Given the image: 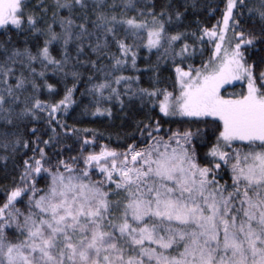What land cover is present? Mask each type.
Segmentation results:
<instances>
[{
	"label": "snow or ice",
	"instance_id": "snow-or-ice-1",
	"mask_svg": "<svg viewBox=\"0 0 264 264\" xmlns=\"http://www.w3.org/2000/svg\"><path fill=\"white\" fill-rule=\"evenodd\" d=\"M24 2L0 0V26L11 23L20 28L24 23ZM76 5L81 9L89 7L85 0H63V3L56 0L53 17L54 22L58 20L61 31H54L52 24H48V38L37 54L27 46L13 48L6 63L14 65L17 58L26 57L33 73L36 69L31 68V62L37 59H41L42 64L45 60L50 61L63 70V65L69 61L67 45L73 37V27L78 28L77 41L92 34L88 27V12L78 14L82 16L80 23L72 19V10ZM244 7V0H227L223 28L213 26L212 29L202 30V35L218 37L208 62L201 67L189 65L187 71L176 65L179 95L157 87H138L133 92L128 84L125 85L129 98L134 95L152 98L163 93L159 109L166 116L216 118L203 121L212 127L214 133L218 131L216 143L209 153L213 158H220L224 164L229 159L235 160L231 165V185L227 182L221 184L216 179L214 169H219L221 164L216 163L210 168L197 163L191 141L201 134L199 128L195 131L187 128L183 132L169 129L171 134L165 140L163 136L152 135V132L162 130L159 121L154 126L148 123L139 129L141 135L147 131L151 138L141 150L129 145L123 152L107 146L99 153L89 152L83 159L86 167L79 175L72 174L75 171L73 165L60 160L56 171L47 169L51 182L46 189H37L35 180L30 185L27 183L28 177L44 171L42 160L45 153L41 148V158L34 155L24 161L23 186L13 188L0 206V264H264V70L257 76L254 64L247 62L246 53L242 51V47L264 42V26L260 36L245 38L244 33L235 32V28L239 27V20L235 17L238 14L242 18L243 12L236 13L234 10ZM61 8L68 9L69 15L60 16ZM41 10L47 12V6H42ZM128 11L137 13L141 18L136 14L127 15ZM248 11L264 21V0H260V7L255 11L252 8ZM92 12L95 13V19L91 21L92 29L102 30L103 40L97 36L96 43L89 41V44L94 52L103 55L101 48L108 47L110 33L125 57L124 60L116 59L114 66L131 59L135 67L137 52L133 49L141 46L140 41L145 42L149 49L163 48L165 54H171L173 61L177 56L185 58L188 53L186 41L179 51L173 47L175 42L183 39L184 33H168L165 21L160 19L164 15L169 21L173 19L168 13V6H162L156 12L154 8L138 7L133 0H127L119 16L114 12L108 14L99 3L92 7ZM181 17L182 13L175 11V18ZM26 20L34 32L45 31L36 26L33 14H27ZM230 21L239 42L234 46L229 42L228 47H224ZM117 25L126 26L125 34L132 38V43L117 38ZM60 40L63 41L64 56L57 60L51 55L48 45ZM165 44L168 47H164ZM82 51L81 41L77 52ZM19 62L25 64L24 59ZM84 63L96 65V61ZM261 63H264V58ZM11 71L12 68L0 64L3 75L7 76ZM72 75L75 77L79 73L73 72ZM133 79L138 81L139 77L117 76L114 81L104 80L92 87L101 95L105 89H111V93L119 99L118 89L111 84ZM234 80H246V90L226 93L224 90ZM28 83V78L21 71L16 84L6 89L11 100L0 95V120L5 124L13 123L15 110L12 105L20 100L16 90L25 89ZM31 85L38 87L35 80L31 81ZM70 95L71 89H68L61 101L51 105V110L54 112L69 103ZM5 104L9 106L4 107ZM120 104L123 111L125 101L120 100ZM41 106L37 100L34 107ZM43 106L47 107L46 104ZM96 111L101 109L98 107ZM107 111L111 115V110ZM28 113H33V108L20 109L18 115ZM143 123V120L137 121L138 125ZM10 135L14 136V133L0 130V142L5 149L11 146L14 150L21 141L18 137L9 139ZM237 140L247 141L249 151L241 155L240 149H234L230 157L228 152L221 150V142L230 146ZM173 141L176 142L175 147L172 146ZM24 143L27 146V142ZM44 143L49 144L51 140ZM117 156L123 157L119 167ZM103 158H111V164L102 162ZM30 160L34 161V167ZM94 162L107 181H113V174L118 173L115 188L109 185L108 191H105L100 186L103 181L88 179V166ZM61 165L64 172L59 171ZM65 172L69 174L65 175ZM29 192L32 195H28ZM39 192L43 195H37ZM110 194L116 199H109ZM22 196H28L26 212L15 206L19 202L17 198ZM12 223L22 237L15 241L7 234ZM146 242L155 247L146 245Z\"/></svg>",
	"mask_w": 264,
	"mask_h": 264
},
{
	"label": "trees",
	"instance_id": "trees-1",
	"mask_svg": "<svg viewBox=\"0 0 264 264\" xmlns=\"http://www.w3.org/2000/svg\"><path fill=\"white\" fill-rule=\"evenodd\" d=\"M126 2L127 0H85V3L89 5L87 9H81L79 5L73 8L72 19L76 20L77 23L82 22V16L78 14L84 11L88 12V27L92 34L81 38L83 51L78 53L77 45L81 41L76 40L78 28L73 27V37L67 45L69 61L63 65V70H60L50 61L45 60L42 64L41 59H37L31 62V68L36 69L33 73L27 65L26 57L17 58V63L14 65L10 62L6 63V59L13 48L23 49L27 46L34 54H37L38 49L44 46V41L48 38L46 33L48 24H52L54 31H61L58 20L54 22L53 17L56 0H25L23 5L24 23L21 27L17 28L11 23L0 26V45H3L0 46V64L13 69L7 76L0 73V95H5L7 100H11V97L7 96L6 89L9 85L14 86L16 84V79L21 71L29 80L25 89L16 90L20 100L12 105L15 110L12 116L13 123L5 124L4 121L0 120V130L6 129L9 133H14V136L10 135L9 139L18 137L21 141L14 150L11 146L5 149L0 142V206L5 203L7 195L13 188L23 186L21 176L25 169L24 161L34 155L38 159L41 158V148L44 149L45 153L42 160L44 171L28 177L27 183L30 185L31 181L35 180L37 189H46L51 182L47 169L51 168L56 171L58 161L64 160L73 165L76 171H82L86 167L83 162L84 156L89 152L99 153L104 146L115 149L117 152L127 150L129 145H133L136 150H141L150 142L151 138L148 137L147 131L141 135L139 129H143L148 123H152L154 126L156 121H159L162 130L154 131L152 135L163 136L165 140L171 134L169 129L172 132L177 130L183 132L187 128H191L193 131L199 128L201 134L191 141V145L195 147L197 163L201 166L207 165L210 168L216 163L221 164L219 169H214L217 173L216 179L221 184L227 182L228 185H231V165L234 163V159H229L228 163L224 164L220 158H213L209 153L212 145L216 143L218 131L214 133L212 127L203 121L216 118L166 116L159 109V101L163 99V93L152 98L147 95L143 97L134 95L129 98L128 89L125 87L128 84L133 92L138 87L165 88L167 91L173 92L174 95H179L180 86L176 79V65H180L187 71L189 65L201 67L208 62L209 57L213 55L214 41L218 37L202 35V30L205 28L212 29L213 26L223 28V14L227 0H133V3H136L138 7H151L156 12H159L162 6H168V13L172 14L173 19L169 21L167 15L160 17L165 21L166 31L170 34L177 31L184 33L183 39L175 42L173 47L179 51L185 41L189 45L185 58L177 56L173 61L171 54H165L163 48L159 50L156 48L149 49L145 42L140 41L141 46L138 49H133L137 52L135 67L132 66L131 59H127L126 63L119 66H114L116 59L124 60L125 57L119 51L116 40L112 38L110 33L107 37L108 47L106 49L101 48L103 55L100 52H94L89 44V41L91 44H95L97 36L103 40L102 30L93 31L92 29L91 21L95 19L92 7L99 3L108 14L114 12L119 16ZM112 4H116L117 7H108ZM244 4L243 9L234 10L236 13L243 12L242 18L238 14L235 17L239 20V27L235 28V32L244 33L245 38L249 35L260 36L264 21L258 15L250 14L248 11L249 8L254 11L259 8L260 0H244ZM44 5L47 6V12L41 10ZM177 10L182 13L180 19L175 18V11ZM29 13L34 15L36 26L45 31L34 32L29 27L26 20ZM58 14L68 16L69 11L66 8H61ZM133 14L141 18L137 13L127 12L129 16ZM116 27L117 38L126 39V42L132 43V38L125 34L126 26L117 25ZM226 37L224 47H228L229 42L233 46L239 42L234 36L231 21ZM62 45V40L52 41L48 45L51 55L57 60H61L64 56ZM164 47H168V45L165 44ZM5 48H7V52ZM242 51L246 53L247 62L254 64L255 73L258 76L259 72L264 70V63H261V59L264 58V42L242 47ZM20 59H24L25 64L21 65ZM85 61H96V65L84 63ZM41 72L44 73L43 76L40 75ZM73 72L79 73V75L74 77ZM117 76L139 77V80H122L119 84L113 82L111 87L118 89L119 99L116 98L115 93H111V89H105L101 95L92 87V85L104 80L114 81ZM157 79L158 83L156 82ZM32 80H35L38 85L37 88L32 87ZM49 84L53 87L49 88ZM246 88V80H234L230 81L229 86L224 91L226 93L239 92L241 89L246 90ZM68 89H71L70 102L53 112L51 105L61 101ZM110 95L111 99H109ZM37 100L41 102V107H34ZM120 100L125 101L123 111ZM45 104L47 107L43 106ZM8 106V104L4 105V107ZM25 107L33 108L34 114L28 113L19 116L20 109ZM98 107L101 109L99 112L96 111ZM107 109L111 110V115ZM141 120L144 123L138 125L137 121ZM68 129H72V131H67ZM49 140L51 143H44ZM86 140L87 143H85ZM24 142H27V146ZM234 149H240L242 155L244 151L249 150L248 142L237 140L230 146H224L221 142V150L228 152L230 157L233 155ZM5 157L7 158L5 159ZM122 159V156L116 157L118 167L119 161ZM102 162L110 165L111 158H103ZM30 163H33L34 167V161L30 160ZM88 168L89 180L103 181L100 186L105 191H108L109 185L115 188L114 181L119 178L118 173L113 174L115 180L111 182L105 179L95 162ZM63 170L64 167L61 165L59 171ZM42 194L43 192H39L37 195ZM28 195H32V193L29 192ZM27 199L28 196H22L17 198L18 203L14 202L15 206L20 208L22 212L27 211ZM109 199L114 200L116 197L110 194ZM7 234L13 241L22 238L15 230L14 223L10 224Z\"/></svg>",
	"mask_w": 264,
	"mask_h": 264
},
{
	"label": "rangeland",
	"instance_id": "rangeland-1",
	"mask_svg": "<svg viewBox=\"0 0 264 264\" xmlns=\"http://www.w3.org/2000/svg\"><path fill=\"white\" fill-rule=\"evenodd\" d=\"M172 146L173 147H175L176 146V142L175 141H173L172 142ZM138 150H140V149H138ZM247 151H249V150H246V151H244V152H247ZM243 155V154H242ZM131 156V153H129V157ZM234 163H235V160H234ZM129 166H131V159L129 158ZM65 170H63V171H61V172H64ZM80 172L81 171H74L72 174L73 175H79L80 174ZM69 173H67V172H65V175H68ZM113 180H115L114 178H113ZM111 182H113V181H111ZM43 195V194H42ZM115 200V199H114ZM20 219L22 220V217H20ZM146 245H148V246H153V247H155V245H152V244H150V242H146Z\"/></svg>",
	"mask_w": 264,
	"mask_h": 264
}]
</instances>
